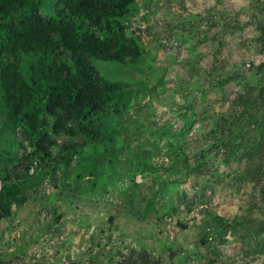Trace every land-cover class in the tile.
<instances>
[{
  "label": "rangeland",
  "instance_id": "obj_1",
  "mask_svg": "<svg viewBox=\"0 0 264 264\" xmlns=\"http://www.w3.org/2000/svg\"><path fill=\"white\" fill-rule=\"evenodd\" d=\"M123 23L142 56L93 66L133 87L127 151L89 191L32 180L0 264H264V0H133Z\"/></svg>",
  "mask_w": 264,
  "mask_h": 264
},
{
  "label": "trees",
  "instance_id": "obj_2",
  "mask_svg": "<svg viewBox=\"0 0 264 264\" xmlns=\"http://www.w3.org/2000/svg\"><path fill=\"white\" fill-rule=\"evenodd\" d=\"M132 4L0 0V221L25 202L32 180H55L60 169L72 192L89 191L97 167L127 151L116 146L117 125L133 87L106 80L93 61L125 65L142 56L123 23ZM138 262L148 264L144 252L129 264Z\"/></svg>",
  "mask_w": 264,
  "mask_h": 264
},
{
  "label": "built area",
  "instance_id": "obj_3",
  "mask_svg": "<svg viewBox=\"0 0 264 264\" xmlns=\"http://www.w3.org/2000/svg\"><path fill=\"white\" fill-rule=\"evenodd\" d=\"M32 170H33V169H30V170H29V173H31V172H32Z\"/></svg>",
  "mask_w": 264,
  "mask_h": 264
}]
</instances>
